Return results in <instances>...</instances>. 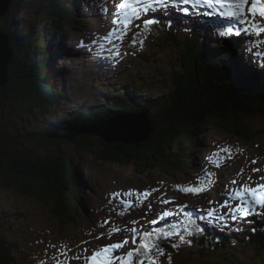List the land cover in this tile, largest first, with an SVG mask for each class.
<instances>
[{
    "label": "rangeland",
    "instance_id": "1",
    "mask_svg": "<svg viewBox=\"0 0 264 264\" xmlns=\"http://www.w3.org/2000/svg\"><path fill=\"white\" fill-rule=\"evenodd\" d=\"M4 1L7 0H0V7L1 3ZM50 1L51 0H9V7L7 10H9V16L13 15L14 18L16 17V33H18L22 38L28 36L30 43L37 44V40L40 38H50V35L47 33L51 34L49 30H53L54 27L52 23H55V26L58 27L56 28L57 33H54L51 36L55 42H67L65 38H62V36L58 34L61 31H65L67 37L70 38L66 52L64 53L63 50L59 49L61 54L56 56L55 52L57 51L58 47L57 45L53 46V53H48L45 56L46 67L41 63L38 64V68L40 70H48V75L52 76V78L49 79L52 85L55 84L56 88L62 86L63 89H66L69 86L68 80L71 75L75 77L84 75V73L75 70L78 67H85L84 64H81L83 61V55L80 54L73 56L72 53H69L73 49L72 47L84 48V39L91 29L94 31H101L102 33L99 34L104 36L103 33L106 34L113 27V25L110 21L108 25L107 23H105V25L102 24L101 21L95 20L96 18L89 17L87 13L91 11L90 7L93 8L90 0H87L88 5L84 3V0H77L75 6L73 5L75 0H63L64 6L62 5V8L65 12V15H67L66 17L69 19L71 18L73 24L59 22L49 12L50 5H48V3H50ZM69 1L73 3L72 5L73 7H76L75 9L69 5ZM82 1L84 4L80 5ZM108 1H111L112 5L114 6L113 0ZM66 5L69 6L68 8L70 10H66ZM80 10L82 13H80ZM4 17L5 15L0 18L1 38L5 39L6 41L8 40L7 38H9V42L12 45V35L8 32L7 27H5L3 25L4 23L2 22ZM256 20L258 23H264V20H260L258 16L256 17ZM234 22L238 21L235 20ZM227 25H230L229 21L227 22ZM235 27L240 28L243 26L238 23V25ZM43 31L47 33L42 36ZM16 33L13 34V36H16ZM249 37L254 40L257 39L255 36ZM241 39L244 43H246L248 40L245 36H241ZM21 41H23V39H20V42ZM17 42L18 40H15V43ZM88 44L93 48L95 46L90 40ZM259 45H262V47L264 46V44L261 43H259ZM115 47L118 48V50L120 49V46L118 45ZM131 47L137 48L139 50L143 49L140 46H133V44ZM74 50L77 51V49ZM114 50L115 49L113 48L112 51ZM121 53L122 55L125 54V52ZM146 53H148L145 54L148 57L151 55L148 51H146ZM165 54V51L162 54L155 53V57L158 56V59H153V61L148 65L143 64L139 66L136 62H133V67L128 70V73L121 74L125 76L126 82L123 85L117 86L123 90V96H127L128 94L130 98H132L131 93L138 95L142 93L143 90H148L155 86V83H157L156 81L155 83L153 82V79L155 80V78L153 77L152 79L148 73L157 71L165 65L164 62L167 63V57L164 56ZM247 55L249 57V62H253V64L257 66L262 64V57H264V54H259V52L256 51L252 52L254 58L253 61L251 56L249 54ZM105 58L111 63V65L121 62V59L118 58L114 60L112 59V56L109 55H105ZM192 62L187 64V66L190 67ZM89 65L94 66L92 64ZM16 66L18 67L17 72L20 74L22 70V62L20 57L17 59ZM6 67H10V63ZM68 68L71 69L69 73H67ZM89 71H102L106 77L112 79L113 83L115 80L123 79L116 77L114 72L104 68L94 70L91 69ZM160 71H163V67L160 69ZM25 72H28V70ZM3 76L4 78L1 77L0 81L2 83L4 80V83H0V87L5 86L9 81L7 74L5 75V73H3ZM29 76L28 79L32 77L30 74ZM94 76L96 80V86L101 85L104 87V84L98 80L97 76ZM162 77L165 81L169 79L167 74H163ZM238 77L239 76L237 75L236 78ZM45 79L46 80H44V84L37 82L36 87L31 85V82H28L30 89L29 92L32 94L31 97L33 99L44 98V100H41V103H35L34 101L31 102L20 97H16L15 100L12 101L10 89L8 87L0 88V124L5 126L9 135L18 137L20 132L25 135L37 133L40 131L42 125L41 120L45 123L47 118L48 120L54 118L56 121H60L59 117L60 114L63 115L62 113L65 111V106L63 105L66 104V101H63L61 104H59L49 97L46 86L48 80L47 78ZM249 83L248 85H250ZM70 84L73 86L75 92L79 95V90H81V88L76 83L74 84L70 82ZM157 84L160 86L159 89L161 91L159 92H162L163 87L159 83ZM142 95L145 96V93ZM168 97L171 100L170 105L172 106L173 99H171L170 96ZM17 99H20V101L22 99L23 108H25V110L29 109L33 103H35L36 106H42L40 113L41 115H44V117L40 116L36 112H33L32 115H20L18 110L11 109L10 103L13 102L16 104V102H18ZM80 99H84V97L80 96ZM2 101L6 103L4 106L1 105ZM88 101L98 100L95 96L92 100ZM174 101L176 102L174 105L179 103L176 100ZM164 102L165 101L163 98L159 99L157 106L152 109L157 110L159 107L164 106ZM57 104L60 108L56 109ZM250 106H253V104ZM34 108L38 109L37 107ZM10 112H12L11 116L6 115ZM48 120L46 122H48ZM12 121H16L15 124L12 123ZM129 122H133L132 119ZM123 124L124 121L120 116H114V119L109 125L120 129V127H122L121 125ZM122 128L124 129V127ZM55 131H58L59 134L67 135H77L78 133L76 129L66 128L61 130L56 129ZM205 132L206 134L203 138L201 136L198 137L199 135H197L194 138L195 140L191 141V143H193L192 146L195 147V149L191 152L192 154H190V152L187 153L192 155L191 162L189 161V164L188 158L186 156L185 158L187 159H184L181 156L180 162H174L175 160L172 157V161L170 155L169 159L165 161L164 164L148 170L147 173L136 170V168L132 165H118L116 163L110 164L95 160L91 154H93V151L98 152L101 148V143L98 140L99 137L96 135L90 136L86 141H84L86 144H93L88 148L86 145L85 147L81 148V146L78 144H81L82 142L80 139L82 135L77 136L79 137L77 139L78 143L65 141L58 142V140L54 139L53 136L52 138L55 142L48 145H40L33 141H26V145L34 149L35 152L39 153V158H41V155L52 156L53 158L61 156L62 159L66 158L69 159V161L72 160V163L75 162L74 167L76 168L79 175L77 177L78 184H82V182L85 180L86 189L83 188L82 191H79L77 196L79 200L82 199L83 208H78L76 212L77 214L71 210L69 213V210L67 209L65 210V213H60V216L56 217L54 214V212H56L54 206L55 202L53 201L54 196L45 194L44 191H46V189L43 190L40 186H35L33 185L35 183L31 182L30 191H17L16 186L13 185V183L16 182L8 177L7 180L11 186L9 188L0 189V242L1 237H4L2 243L3 248H1L0 244V264H42V256L45 258V260L47 257H55L58 258L59 261L62 262L63 259L65 260L64 263H67L71 260H74L76 256L82 257L86 252L85 249H88L87 252H91L92 245L98 242L96 239V237L99 235L96 231L97 227L103 226L105 227V231L109 230L108 225L104 224L105 220H108L112 227H119L122 230L131 229L133 227L138 228L140 233L142 231L149 230L152 228V226L157 224H149L148 221L152 219L161 220L157 215V213H160V211L156 210V203L152 201L154 198H163L174 201L170 204L173 208H177V215H182V213H186V211H191L192 214H190L189 217L192 219H197L203 215L207 219L213 218L216 223L223 220L224 218L231 221L226 213L223 210H220L219 205L223 203V201L228 198L230 194L232 196V201H230V203H234L236 201L237 192H240L246 199L250 198L249 193L243 192L244 185L255 187L258 184L264 183V180L260 179L261 176H264V139L258 141H249V139L237 137L222 130L213 129L212 127H209L206 131L204 130V133ZM178 147V141L173 143L172 153L175 154ZM220 149H229L231 158L228 159L224 152H220V158L216 159L217 162L222 164V166L217 168L215 167V164L206 159V157L211 155L213 152H219ZM169 151L171 150L168 148V152ZM131 154L132 153L125 152L121 153L120 155L126 158ZM35 156L36 155L34 154V158ZM11 157L12 156L9 155L8 158H3V162L5 163L4 167H6V169L12 167L13 160L15 158L20 159V154L16 153L12 158ZM70 157H73L75 160ZM252 161H256V163L253 164ZM20 163L23 164L22 162ZM253 168H260L261 171L253 172ZM205 169L209 172L215 173V183L209 186L207 191L200 194H186L176 189V185H188L190 183H195V178L198 175L205 177ZM241 170H243L242 174H238L241 173ZM248 170L251 173V176L248 174L245 176V173ZM9 173L13 174L11 170ZM249 177L251 179H249ZM20 178H23L22 180H27L26 176ZM233 180H235L237 183L233 184ZM31 181L34 180L31 179ZM22 184L26 185V183ZM146 189H159V192H153L152 195L147 200H145L139 196V193H142ZM47 190L54 191L52 187L51 189L47 188ZM257 191L264 192V190L260 189ZM130 192H134L136 194L130 195ZM35 193L45 194L46 197H40V195ZM115 193H119V195L116 196L114 195ZM124 201H132V207L125 209L122 206V202ZM149 201L152 202L151 208L148 206ZM210 201L217 203H210ZM178 206H184L183 208L185 209L180 210ZM211 208L217 209L216 215H208V210ZM86 211H89L88 213L90 216L86 214ZM120 212H124L125 214L121 216L119 215ZM16 214L20 216L18 219L15 218L17 217ZM66 216H72L75 221H69L67 218H64ZM167 219L169 220L170 217ZM133 221H138L139 223L136 224L133 223ZM148 225H150L149 229H147ZM190 225L194 226L193 224ZM116 234L118 235L119 239L115 241H121L125 237H127L129 241L132 239L131 233L127 230H123ZM90 239L92 243L89 242ZM181 246L184 249V246L186 245L181 243ZM60 252L65 254L61 256L59 254ZM179 253H181V250H179ZM3 254H6V256L3 257ZM228 256H231L230 252H228ZM246 259L248 260V263L246 264H250V261L255 264H264V259L260 257L251 260H249L247 256L243 258V260ZM209 261H211L210 257L201 258L199 263L211 264ZM51 262H54V260Z\"/></svg>",
    "mask_w": 264,
    "mask_h": 264
},
{
    "label": "trees",
    "instance_id": "2",
    "mask_svg": "<svg viewBox=\"0 0 264 264\" xmlns=\"http://www.w3.org/2000/svg\"><path fill=\"white\" fill-rule=\"evenodd\" d=\"M50 14L57 19V21L68 24L71 18L66 17L65 12L62 8L63 0H51L50 3ZM68 10H70L67 7ZM66 9V10H67ZM9 12V10H8ZM6 12L4 15H7ZM66 17V18H64ZM14 22V21H13ZM15 23V22H14ZM16 25V23H15ZM8 32L10 26L6 25ZM53 30L50 31V35L52 36L56 32V26L53 25ZM197 30L196 28H194ZM198 31V30H197ZM11 34V33H10ZM60 35V33H58ZM208 35V34H206ZM61 36V35H60ZM209 36V35H208ZM191 38V37H190ZM213 38V37H212ZM20 40V39H19ZM30 39L26 36L23 41L15 43L12 40L13 44L11 45L13 50L12 60L10 63V67H8L7 77L9 79L8 83L5 86L0 88H9L12 94V101L15 100L16 97L23 98L24 100L33 99L30 94L29 83L36 87V83H45L44 80L48 76V70L43 69L40 70L38 68V64H44L45 66V56L48 54L49 47H44L42 44L34 45V43H27ZM192 40V38H191ZM20 47H19V45ZM199 48H205L202 45L198 44ZM209 52L207 54L200 55L195 58L190 67L187 66V60L184 58V67L180 70L179 66L172 61L175 67V73L177 74L174 80V85L172 86V92L178 93V98L173 99V105L169 108H163L161 112L158 111V114L150 113V105L148 104H138L135 103L129 105V103L124 99L123 94L119 95V97L115 98L112 103V106H108L105 109L94 110V111H85L84 116H87L86 119L80 121L78 125L81 124H92L97 120L104 119V113L110 114V112L116 110L120 112L130 111V109L140 110L144 109L149 112L151 115V124H152V132L149 137V141L145 143L147 152L144 153V156L141 159H134V153L139 151L140 147H110L108 145L103 146L98 152L93 151L91 154L95 160L103 163H116L118 165H132L136 168V170H140L142 172L147 173L148 170L156 168L161 164H164L171 155V159L175 160L174 162H180L181 156L183 155L181 148L185 149V153L187 155L190 149L191 139L197 136V134H203L204 130L209 127L213 129H219L222 131V128L216 125H210L206 123V117L208 119L218 118L214 117L219 113L214 112L219 108L208 110L207 108H214L217 104H221L229 107V104H238L236 107L239 111H246L254 107H259V105H264V78L259 83H251L250 85H246L244 83L234 82L232 80L231 74L229 73V69L225 65L226 58L220 57L219 55L214 54L218 50H220V46L217 44L213 48L208 47ZM47 51V52H46ZM147 54V53H145ZM226 53V57H227ZM147 56V55H145ZM21 58L22 62V70L20 74L17 72L18 67L16 66L17 59ZM148 57V56H147ZM242 57V56H241ZM247 60L243 57L239 60L241 63H245ZM235 68L237 70H242V65L235 62ZM28 72H25L27 71ZM177 70V71H176ZM29 74L32 76L28 79ZM35 74V75H34ZM253 79L260 78L257 75H252L250 71L247 69L242 71V76L244 80L249 79L251 77ZM30 77V76H29ZM119 81V82H118ZM114 82L115 86L123 85L126 80L120 79ZM24 83V84H23ZM119 83V84H118ZM157 84V83H156ZM158 85V84H157ZM159 86V85H158ZM100 89V87H97ZM160 88V86H159ZM162 91H164L162 89ZM60 93V97L62 98V94ZM104 94H108L103 91ZM169 95V91L166 93ZM56 97V95H54ZM168 97V96H167ZM169 98V97H168ZM131 101L135 100L134 98H130ZM19 105L11 102V109L21 110L23 108L22 99H17ZM170 100V99H169ZM174 100L179 102L177 105ZM244 100V101H243ZM198 102H203V106H199ZM198 103V105H197ZM44 104V101H43ZM253 104V106H250ZM170 105V102H169ZM220 105V107H221ZM253 107V108H254ZM92 109V108H89ZM206 109V110H205ZM225 111V110H224ZM223 111V112H224ZM222 112V113H223ZM226 112V111H225ZM117 114L113 113L107 116L106 119L116 116ZM210 115V116H209ZM97 116V117H94ZM92 118V119H91ZM71 124H76L74 118L67 119ZM66 123V120H65ZM4 130V131H3ZM6 133V134H4ZM232 134L236 135L232 132ZM6 135V136H5ZM196 135V136H195ZM161 136V137H160ZM237 136V135H236ZM90 136H81V148L89 146L93 144H86V141ZM0 138L5 139V141H0V189L9 188L11 184L8 183L7 178L13 179L16 183L13 185L16 186L17 191H30L31 182H34L35 186H40L45 194H50L54 196L53 201L55 202L54 206L56 212L54 214L56 217L60 216V213H65V210L77 212L78 208H82L83 205L81 200L78 199L79 191H82L83 188L86 189L85 180L82 184H78V173L76 168L74 167L75 162L72 163V160L62 159L61 156L57 158H53L52 156H42L39 158L38 152H35L34 149L30 148L26 145L25 141H20L15 137L8 134L6 128L3 124H0ZM243 138V137H242ZM47 140V139H44ZM53 140V139H50ZM48 140V141H50ZM91 141V140H89ZM178 141V148L176 153H172L169 150H172L173 142ZM10 143L14 149H19V154H22L23 158L20 157L18 161L12 164L11 168L4 167L5 163L3 162V158H8L9 155L3 154V148L7 146L5 143ZM51 142V141H50ZM185 143V145H183ZM50 144H53L52 142ZM183 145V146H182ZM156 146V147H155ZM181 147V148H180ZM188 148V150L186 149ZM131 150V151H130ZM89 152V151H88ZM87 152V153H88ZM132 153L129 158L122 157L120 153ZM90 153V152H89ZM171 153V154H169ZM34 154L36 155L34 158ZM147 154V157H145ZM74 159L73 157H70ZM172 159V161H173ZM75 160V159H74ZM191 162V159H188ZM22 162L23 164H21ZM15 168V169H14ZM13 173L10 174L9 172ZM27 177V180L20 177ZM2 177V179H1ZM29 178V179H28ZM33 179L34 181H31ZM22 183H26L23 185ZM54 189V191H49L48 189ZM20 189V190H19ZM34 193V192H33ZM40 195V197H46L45 194L35 193ZM82 196V194H81ZM81 206H80V204ZM71 210V211H70ZM77 214V213H76ZM69 221L74 222V218L72 216L64 217ZM77 220V219H76ZM241 228V233L235 232L232 229ZM255 229V231H253ZM231 231V232H230ZM230 231L225 232L224 237L226 240L228 238L236 237L235 240L239 243L248 244V248L255 250V254L259 256H263L264 259V226H260L259 229L254 227V225H236L233 226ZM213 232L208 231L207 237L210 239ZM247 233V234H246ZM251 235H250V234ZM184 234V232H183ZM196 237V238H195ZM4 238V237H3ZM3 238L1 237V248L3 243ZM201 237L193 236L192 239L199 240ZM191 239V238H190ZM191 239V240H192ZM12 243V242H10ZM182 247V246H181ZM192 247V246H191ZM189 248L188 253L191 257V252L196 251L199 252L204 258H211V264H246L248 260H243L246 256L249 258V253L244 252L241 248L233 249L230 245V241H226L221 243L219 246H216L211 249V247L200 243L193 248ZM179 252V248H174ZM185 249V247H184ZM203 249H207V254H202L201 251ZM230 254L232 256H228L226 254L227 251H231ZM235 252V253H234ZM238 253L239 255H236ZM6 254H3V257ZM196 258L194 260L196 261ZM198 259V258H197ZM6 260V259H4ZM206 260V259H205ZM230 260V262L228 261ZM250 260V259H249ZM252 261H250V264Z\"/></svg>",
    "mask_w": 264,
    "mask_h": 264
},
{
    "label": "snow or ice",
    "instance_id": "3",
    "mask_svg": "<svg viewBox=\"0 0 264 264\" xmlns=\"http://www.w3.org/2000/svg\"><path fill=\"white\" fill-rule=\"evenodd\" d=\"M183 4H189L190 0H181ZM195 3H203L208 7H213L214 5H219L221 9L227 8L226 12L221 14L226 17L235 18L243 27L242 31L234 30L232 27H228L226 31L220 32V35H235L240 36L242 33L247 36H255L258 43L264 44V40H260L261 36H264V23H258L256 17L259 16L264 20V0H195ZM114 10L107 9L104 10L109 12L110 22L113 27L102 37L104 41L113 45L114 51H112V59H118L122 53L116 48V44H123L125 38L132 31L131 43L133 46L137 44L143 47L144 39L141 37L144 35L139 29L142 27L145 32H149L151 27L162 23V21L156 18H149V14L159 11L167 10L169 6H175L176 0H113ZM182 11L187 14L188 9L183 8ZM136 21H141L137 24ZM95 43V41H93ZM220 152H224L228 159L231 158V153L229 149H220L219 152H213L211 155L207 156L210 162L215 164V167L220 168L221 163L217 162L216 158H220ZM253 164L256 161H252ZM205 177L196 176L195 183H190L188 185H176V189L180 192L186 194H200L208 190V187L215 183L214 177L215 173L209 172L206 169ZM238 173V174H242ZM253 172L261 171L260 168H253ZM249 179H251L249 177ZM264 180V176L260 177ZM233 184L237 182L232 181ZM264 190V183L258 184L255 187L244 186L243 192L249 193L250 198H245L240 192L236 193V201H232L231 194L226 198L223 203L219 205L220 210H223L226 215L232 220L236 221L238 219H245L248 215H264L257 211L258 208L264 209V192H258L257 190ZM153 192H159V189H146L139 196L147 200ZM130 195H135L136 193L130 192ZM114 195L118 196L119 193ZM174 201L160 198V203L169 204ZM210 203H217L210 201ZM133 205L132 201L122 202V206L125 209L131 208ZM149 208L152 207V202L149 201ZM180 210H183L184 206H178ZM217 213L216 208H211L208 210L209 216H214ZM125 213L120 212L119 215L123 216ZM159 219L173 215L170 211H164L162 213H157ZM158 219H152L148 221L149 224H157ZM133 223L138 224V221H133ZM105 225H108L109 230L107 231V239L111 240L115 233L127 230L131 233L132 239L129 241L125 237L121 241L108 243L101 245L99 247L91 249V254L84 257L85 264H160L158 257L165 255V249L161 245L162 240H170L173 236L177 237L180 242L191 244L192 240L187 239L183 232H186L188 237L194 234L203 233L204 229L197 226L194 230H190L188 227L183 229V232L177 229L176 225H172L170 229L165 230L164 228H157L151 231L139 232V229L133 227L131 229H121L119 227H112L108 220H105ZM236 231H241L242 229L237 227ZM255 231V229H253ZM105 236V233H100L96 239L99 240ZM178 244L173 243L172 247H178ZM88 251V249H85ZM61 256L65 253L60 252ZM53 259H56L55 257ZM75 259L79 260L80 257L76 256ZM169 264H171V255L168 256ZM56 264H61L59 260Z\"/></svg>",
    "mask_w": 264,
    "mask_h": 264
},
{
    "label": "water",
    "instance_id": "4",
    "mask_svg": "<svg viewBox=\"0 0 264 264\" xmlns=\"http://www.w3.org/2000/svg\"><path fill=\"white\" fill-rule=\"evenodd\" d=\"M8 4V0L1 3L0 10H3V12H0V17L6 11V7H8ZM1 36L2 35L0 34V80L1 77L4 78L3 73H5V75L7 74L6 66L11 62L13 55V50L10 45L9 38H7L8 40L6 41L5 39H2ZM3 83L4 80L1 84ZM229 106L230 107L222 105L217 111H214L219 113L217 115H214V117L219 116L217 119H208L207 116L206 123L210 125H216L225 130L227 133L233 132L237 135V137H243L249 139V141H258L264 139V105H259V107H254L246 111H239L236 108L238 104L236 106V104L230 103ZM122 118L132 119L133 125L128 124L129 127L126 129H114L116 131V136L114 138L111 137L110 133V130L113 129V126H111L112 128H108L106 126L107 121H99L92 127L93 129H84L78 131L98 136V140L101 143L100 149H102V147L106 145L113 148L119 146L132 148L141 146L140 148H138L139 151L137 153H134L135 155L133 158L142 160L144 153L147 152L146 150L150 149H147L145 146H143L149 141V137L152 132L150 121L145 112L126 114L122 116ZM52 136L54 137V139L58 140V142H75L77 137V135L75 134H54ZM54 139L50 141L54 143ZM50 141H44V144L41 145H48L51 143ZM18 150L19 149H10L8 146H5L2 152L4 155H11L13 157L16 153L20 152ZM20 157L23 158L25 156L20 154ZM145 157H147V154H145ZM17 161L18 158H15L13 160V164Z\"/></svg>",
    "mask_w": 264,
    "mask_h": 264
},
{
    "label": "bare ground",
    "instance_id": "5",
    "mask_svg": "<svg viewBox=\"0 0 264 264\" xmlns=\"http://www.w3.org/2000/svg\"><path fill=\"white\" fill-rule=\"evenodd\" d=\"M9 1V0H8ZM102 1V0H101ZM106 1V0H105ZM22 5V4H21ZM199 6H201L200 4L198 5H193V7H195V8H197V7H199ZM174 8V7H173ZM8 8L6 7V12H8V10H7ZM175 9V8H174ZM212 9H213V12L214 13H218L219 15H220V20H223L226 24H227V22L229 21V23H230V25H233L235 22V18H231V17H226V16H223L221 13L222 12H226L227 11V8H224V9H221L220 7L218 8L217 7V5H214L213 7H212ZM35 11V10H34ZM0 12H3V10H0ZM14 12V11H13ZM80 13H82V11L80 10ZM209 15H211V14H213L212 12L211 13H208ZM214 15V14H213ZM178 16V15H177ZM16 18V17H15ZM73 18V17H72ZM179 18V17H178ZM2 20V19H1ZM185 22H183V25L185 26V27H187V24L185 23ZM192 30V29H191ZM208 30H211V28H208ZM201 33V32H200ZM98 35H100L99 33H98ZM103 35H105V33H103ZM188 35H189V37H191V38H193L191 35H190V33H188ZM214 35H215V32H213L212 30H211V33L209 34V37L212 39V37H214ZM88 40H90L91 42H93V41H95V43H97L98 42V36H97V34H95V31L94 30H90L89 32H88ZM3 42V41H2ZM94 43V44H95ZM102 49H104L105 50V48H102ZM47 52V51H46ZM173 52V51H172ZM148 54V53H147ZM150 56V55H149ZM244 59H246L247 61H248V57L247 56H245V55H241ZM240 56V58H239V60L242 58ZM153 59L154 60H156V59H158V56H156L155 57V54H154V57H153ZM166 60V59H165ZM11 63V62H10ZM167 63H169V64H167ZM167 63L166 62H164V64H165V66H167L168 68H175V67H173L174 66V64L172 63V60H170L168 57H167ZM175 63V62H174ZM53 66V65H52ZM45 67H46V65H45ZM8 69V68H7ZM176 69V68H175ZM175 69H174V71L173 72H175ZM59 70V69H58ZM177 71V70H176ZM35 75V74H34ZM123 77H125V76H123ZM116 81H118V80H115L114 82H116ZM114 84V83H113ZM119 84V83H118ZM115 85V84H114ZM96 87H100V88H103L101 85L100 86H96ZM159 91H161L160 89H158V91L157 92H159ZM173 91V89H170L169 90V95H167V96H170L171 98H175V99H177L178 98V93H176V95H175V92H172ZM5 92V91H4ZM131 93V92H130ZM144 92H142V93H140V94H138V95H135L134 93H131L132 94V98H134V97H137V98H135V100L137 101V103L138 104H140L141 102H140V100L141 101H144L145 99H146V97L145 96H143L142 94H143ZM48 94V93H47ZM45 96V95H44ZM127 97H129L130 98V96L127 94ZM140 99V100H139ZM244 101V100H243ZM31 103V102H30ZM53 103V102H52ZM200 105L199 106H201V107H204L203 106V102H198ZM198 103H197V105H198ZM6 103H4V101H2V103H1V105L2 106H4ZM28 106V105H27ZM222 106V105H221ZM42 107V106H41ZM230 107V106H229ZM216 108H220V105H216L214 108H207L208 110H212V109H216ZM2 109V108H1ZM23 109H25V108H22L21 110H18V113L19 114H21V111H22V114H23ZM53 110H54V108H53ZM206 110V109H205ZM48 112V111H47ZM150 113H158V111H155V112H152L151 110H150ZM6 115H12V112H10V113H8V114H6ZM111 116V115H110ZM42 117H44V115H42ZM121 117V116H120ZM60 118V117H59ZM92 119V118H91ZM114 119V117H111V118H108V119H106V126L108 127V128H110L111 127V125H109L110 123H111V121ZM121 119H123V121H124V124L123 125H121L122 127H124V129H126L127 127H129L128 126V124L129 125H133V122H129L131 119H129V120H127V118H122L121 117ZM48 120V118L45 120V122ZM50 120V122H49V124H51L52 123V125H55V121L53 120V119H49ZM65 120L66 119H63L61 122L62 123H65ZM15 122L16 121H12V123H14L15 124ZM41 123H42V125H44V126H48L49 124H45L42 120H41ZM122 127H120V129H123ZM112 128V127H111ZM79 129H82V128H79ZM114 129H117V128H115V127H113V129H111L110 130V133H111V137L112 138H114L115 136H116V131L114 130ZM4 131V130H3ZM4 134H6V133H4ZM56 134H59V132H57ZM230 134H232V133H230ZM197 135H199V134H197ZM232 135H234V134H232ZM6 136V135H5ZM12 136V135H11ZM196 136V135H195ZM234 136H236V135H234ZM161 137V136H160ZM198 137H200V135L198 136ZM79 137H76V140H75V142H77L78 143V141H77V139H78ZM201 139V138H200ZM1 140V142H3V141H5V139H0ZM201 141V140H200ZM196 142V141H195ZM194 142V143H195ZM173 143H175V142H173ZM172 143V144H173ZM5 144H7V146L10 148V149H13V146L12 145H10V144H8L7 142L5 143ZM79 144V143H78ZM183 145H185V143L183 144ZM182 145V146H183ZM156 147V146H155ZM131 151V150H130ZM170 152V151H169ZM171 152H173L172 150H171ZM121 154V153H120ZM192 154V153H191ZM191 157H192V155H189L188 156V159H191ZM186 159V158H185ZM132 166H133V164H132ZM11 167V166H10ZM258 180V179H257ZM247 182V181H246ZM245 184V183H244ZM245 186V185H244ZM20 190V189H19ZM51 192V191H50ZM158 197V196H157ZM152 201H154L155 203H156V205H155V207H156V210L157 211H161V212H164V211H170V212H172L173 213V215H171V216H168V217H170V219L168 220V224L169 225H173V221H172V217H176V222L178 223V229L179 230H181L182 232H183V229L185 228V227H187V223H184L183 224V220L181 219V214H179V215H177L176 214V207H172V205L169 203V204H162V203H160V198H154V199H152ZM81 203H83L82 202V199H81ZM188 204V203H187ZM185 208H183V210H184ZM264 210V209H263ZM186 213H191V211H186ZM196 214V213H195ZM263 214H264V211H263ZM2 216V215H1ZM189 216H190V214H189ZM196 217H198L197 215H195ZM203 216V215H202ZM167 217V218H168ZM204 217V216H203ZM205 218V217H204ZM205 220L207 221V224H208V229H207V231H206V234H207V232L208 231H211L212 232V230H213V228H217L219 231H220V233H225L226 232V230H225V228H224V225L226 224L225 223V220L223 219V220H221V221H219L218 223H216V221L213 219V218H210V219H207V218H205ZM239 220V219H238ZM238 220H236V221H238ZM258 220L255 218V216L254 215H251V225L253 224L254 225V227H256L257 226V224H258ZM191 226V225H190ZM188 227L190 230H194V228H192V227ZM150 228V225H148L147 226V229H149ZM105 229V227H103V226H98L97 227V229H96V231L98 232V234H100V233H105V236L104 237H102L101 239H99L98 240V242L96 243V244H93L92 245V249L93 248H96V247H99V246H101V245H104V244H108V243H113V242H117V241H115V240H117V239H119L118 238V235L115 233L113 236H112V238H111V240H109V239H107V231H105L104 230ZM231 232V231H230ZM7 233V232H6ZM9 234V233H8ZM247 234V233H246ZM250 234V233H249ZM184 235H185V237L187 238V239H192V237L193 236H195V235H193V236H191V237H188V235H187V233L186 232H184ZM251 235V234H250ZM6 236H8V235H6ZM196 238V237H195ZM220 238H222V237H220ZM219 239V237H217V236H215V235H213V233H212V235H211V237H210V239H208V238H206V240H205V243L206 244H208L209 246L210 245H214L216 242H217V240ZM90 243H92V241H91V239H90V241H89ZM182 243V242H181ZM161 245L164 247V249H165V247H167V244L166 243H161ZM184 247H186V248H190L189 246H184ZM208 250L207 249H203L202 251H201V253L202 254H207L208 252H207ZM228 252H232V250L231 251H227L226 252V254L228 255ZM91 253H87L86 255H84V257L85 256H87V255H90ZM176 254H180L178 251H176V249H174V248H172L171 249V251H170V253H168L167 252V250L165 249V255H163L162 256V259H163V261H165V262H169L168 261V256L169 255H171V263H173V262H175V257H176ZM236 255H239L238 253H236ZM232 256V255H231ZM191 257L193 258V261H192V264H200L199 263V260L201 259V258H204L199 252H196V251H192L191 252ZM195 257H197L196 258V261H194V258ZM56 260H59L58 258H56ZM64 261L65 260H63L62 259V262H61V264H65L64 263ZM229 262H230V260H228ZM210 262V261H209ZM69 264H73V262H69ZM84 264H85V260H84Z\"/></svg>",
    "mask_w": 264,
    "mask_h": 264
},
{
    "label": "flooded vegetation",
    "instance_id": "6",
    "mask_svg": "<svg viewBox=\"0 0 264 264\" xmlns=\"http://www.w3.org/2000/svg\"><path fill=\"white\" fill-rule=\"evenodd\" d=\"M0 139H2V138H0ZM16 139H18V140H19V139H20V136L16 137ZM0 141H1V140H0ZM8 144H10V143L8 142ZM10 145H11V144H10Z\"/></svg>",
    "mask_w": 264,
    "mask_h": 264
}]
</instances>
